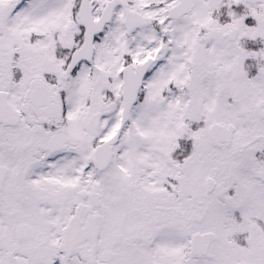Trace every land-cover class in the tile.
<instances>
[{
  "label": "snow or ice",
  "instance_id": "snow-or-ice-1",
  "mask_svg": "<svg viewBox=\"0 0 264 264\" xmlns=\"http://www.w3.org/2000/svg\"><path fill=\"white\" fill-rule=\"evenodd\" d=\"M0 264H264V0H0Z\"/></svg>",
  "mask_w": 264,
  "mask_h": 264
}]
</instances>
